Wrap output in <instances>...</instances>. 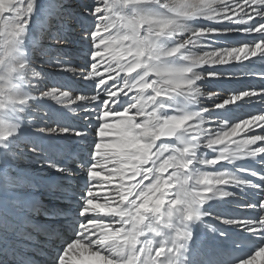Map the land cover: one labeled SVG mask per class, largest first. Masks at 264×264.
<instances>
[{
    "label": "snow or ice",
    "instance_id": "snow-or-ice-1",
    "mask_svg": "<svg viewBox=\"0 0 264 264\" xmlns=\"http://www.w3.org/2000/svg\"><path fill=\"white\" fill-rule=\"evenodd\" d=\"M69 27L79 29L87 46L85 63L74 67L58 50L55 66L79 73L97 91L53 87L39 99L83 111L86 123L83 130L57 125L33 131L28 118L38 103L33 81L40 76L33 53L45 52L37 30L62 46L70 42ZM228 33L251 39L239 48L204 50L210 36ZM240 54L264 60V0H81L75 12L63 5L53 12L40 0H0V264H16L7 259V251L16 254L9 242L21 230L13 217L33 213L42 217L35 230H43L52 246L48 264H264V108L238 121L227 115L228 105L240 107L245 98L259 97L264 106V87L222 102L209 93L214 109L224 110L216 120L201 102L202 66ZM88 130L96 137L90 144ZM69 134L75 143L56 148L76 160L84 184L73 188L77 170L49 159L59 182L45 205L9 165L19 159L21 142L43 151L34 137ZM240 194L254 197L242 205L253 214L216 216L233 234L212 228L228 247L200 258L193 229L212 215L209 202ZM19 241L31 244L32 232L25 229Z\"/></svg>",
    "mask_w": 264,
    "mask_h": 264
},
{
    "label": "bare ground",
    "instance_id": "bare-ground-1",
    "mask_svg": "<svg viewBox=\"0 0 264 264\" xmlns=\"http://www.w3.org/2000/svg\"><path fill=\"white\" fill-rule=\"evenodd\" d=\"M40 2L47 8L51 2L53 6L56 0H40ZM80 3L81 0H58L56 7H52V9L54 8L53 12H55L57 8L63 5L65 8H67V10L75 12L78 10ZM52 23L53 31H55L56 21H53ZM68 31L71 33L70 42L61 46L56 45L53 41L48 39L47 33L42 34L39 32V30H37V39L42 41V46L45 49V52L40 53L38 49L37 56H34L33 61V67L37 72L40 73L39 79L33 81V84L36 87V91L33 92V95L38 98V103L33 105V114L28 118V123L32 125L33 131H35L37 128H43L45 126L57 127V125H67L76 130H83V126L86 123V121L83 119V111L79 109L76 111H71L68 108H65L63 105L58 104L55 100L49 99L47 97L39 99L41 91H48L53 87L70 86L72 89H74V93L76 94H86L84 91L88 90L89 94L93 95L95 94V91H97L96 89L84 87V85L89 86L93 82L84 80L79 73L73 74L71 72H64L59 67L55 66V57L58 50L67 52L69 54L71 58V64L74 67H76L74 63L76 62L77 57H81V61L78 62L80 66L84 65L85 63L86 56L84 53L87 46L79 39V29L69 27ZM250 39L251 37L246 36L244 33L221 34L219 36H210L203 47L205 51L232 47L239 48L243 46L242 42ZM197 51H199V49H197ZM80 53H83L84 55L80 56ZM224 59L228 62L224 64H205L200 69L201 71L205 72L206 77L201 82V88L205 94L201 102L205 107L213 111L214 115L211 117L212 120L217 119V115H215V113H223L224 110L214 109L212 100L208 98L209 93L215 94V97L213 98L216 100V102H222L223 99L230 97L231 93L233 95L234 93L243 90L259 91V85L262 80H264V60L260 58L259 54L255 57L250 56L248 59H244L243 54H240L239 60L228 56H224ZM212 71H216L218 74L215 76L207 75L208 72ZM237 103L241 106H227L229 109H231L227 115L231 119L237 121L239 119L249 118L250 114H258L263 108V106L259 104V97L253 98L252 101H248V98H245L244 101H238ZM88 132V144H90L91 141L96 137L91 130H88ZM255 132L257 134H261L259 128H255ZM244 135L245 133H241V136L236 137L235 139H240ZM33 139L37 144L42 145L44 150L32 152L31 145L27 140L21 142L18 145L17 150L19 159L11 162L9 168L12 174L18 175L23 181H25V187L31 188L36 200L42 201L45 205H47L50 199H52V197L49 196L50 187L59 182L58 174L48 167L47 161L49 159L55 160L60 164H66L68 167H77V176L72 180L71 186L73 188L83 186L85 176L83 171L79 169L76 160L67 155L65 152H60L56 148L57 145H68L70 143H75L76 138L69 134L66 139H41L39 137H34ZM78 151L84 153L85 157H87V145L84 141H80ZM70 158L73 161H71ZM237 163L244 164L248 167L251 161L241 160ZM2 165L3 162L0 161V166ZM216 167L219 168L220 165H216ZM209 203L211 204V207L209 208L211 213L212 206H219V208L224 209L226 205H231L236 209L238 208L236 212L241 214V217H245L247 213V211L245 212V208L234 205V199L229 200V202L212 201ZM205 207H208V205H205ZM248 213L253 214V211L248 210ZM222 215L225 218H231L228 210L223 211ZM210 216H213V213ZM207 217L209 216L204 217L203 223L198 224L193 229L194 236L196 237L195 247L196 251L198 249L199 253L202 252V248L205 247L201 246L205 242L207 243L206 247L208 248L214 242L219 241V239L216 238L218 234L211 231L213 227L206 221ZM30 218L39 221L42 220L41 216L33 213L27 218L13 217V223L19 222V224L22 225L21 227H27L30 222ZM21 235H23L22 231L17 235V238H19ZM208 236H213V239H210ZM42 239L43 242H45V238ZM12 247H15L16 251L20 248V244L17 239L9 243V248ZM48 248L50 251H52V246L50 244H48ZM9 255L14 256L12 251H7V257ZM9 260L14 261L12 258H9Z\"/></svg>",
    "mask_w": 264,
    "mask_h": 264
},
{
    "label": "rangeland",
    "instance_id": "rangeland-1",
    "mask_svg": "<svg viewBox=\"0 0 264 264\" xmlns=\"http://www.w3.org/2000/svg\"><path fill=\"white\" fill-rule=\"evenodd\" d=\"M75 4H76V2H75ZM55 26H56V25H55ZM37 50H38V49H36V50L34 51V53H33L34 56H37ZM40 53H41V52H40ZM82 55H84V54H83V53H80V56H82ZM38 56H39V55H38ZM80 61H81V57H77V58H76V62L74 63V65H75L76 67H80V65L78 64V62H80ZM53 86H56V85H53ZM84 87L89 88V89H95L93 83H91L89 86H88V85H84ZM73 91H74V89H73ZM84 93H86L87 95H90L89 92H88V90H85ZM231 95H232V93H231ZM231 95H230V96H231Z\"/></svg>",
    "mask_w": 264,
    "mask_h": 264
}]
</instances>
